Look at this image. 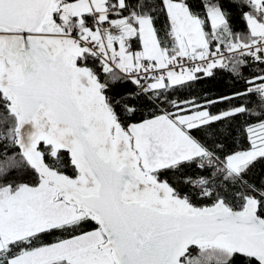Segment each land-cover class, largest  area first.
Returning a JSON list of instances; mask_svg holds the SVG:
<instances>
[{
    "label": "snow or ice",
    "instance_id": "1",
    "mask_svg": "<svg viewBox=\"0 0 264 264\" xmlns=\"http://www.w3.org/2000/svg\"><path fill=\"white\" fill-rule=\"evenodd\" d=\"M0 264H264V0H0Z\"/></svg>",
    "mask_w": 264,
    "mask_h": 264
},
{
    "label": "trees",
    "instance_id": "2",
    "mask_svg": "<svg viewBox=\"0 0 264 264\" xmlns=\"http://www.w3.org/2000/svg\"><path fill=\"white\" fill-rule=\"evenodd\" d=\"M241 86L242 85L239 82H234L227 73H222L218 79L204 85L205 88L211 89L214 95L219 93H228L231 92L234 88H238Z\"/></svg>",
    "mask_w": 264,
    "mask_h": 264
}]
</instances>
